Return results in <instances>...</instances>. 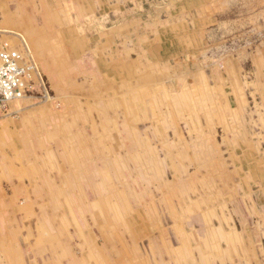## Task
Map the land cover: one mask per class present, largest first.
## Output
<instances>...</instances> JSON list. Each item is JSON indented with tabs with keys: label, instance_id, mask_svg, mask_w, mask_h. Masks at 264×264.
<instances>
[{
	"label": "crops",
	"instance_id": "1",
	"mask_svg": "<svg viewBox=\"0 0 264 264\" xmlns=\"http://www.w3.org/2000/svg\"><path fill=\"white\" fill-rule=\"evenodd\" d=\"M45 1L0 0V46L5 43L8 45L11 41L10 36L15 29L13 19L39 17L37 13H30L28 7L34 8ZM47 1L52 2L54 10L56 6L61 8L63 3H71L74 8L71 5L70 8L76 11L74 17L77 19L96 16L99 20H105L109 17V21L117 20V25L123 26L117 34L118 41L123 43L121 58H117L116 62H107L106 58L99 60V64L104 65L99 80L101 91L110 89L123 99L120 101L124 107L123 113H136L138 120L144 123L150 121L151 127L147 126L145 132H151L153 136L158 134V126L148 115L178 114L183 116V120L185 118V129L182 124L179 126V122H174L159 132V141L167 154L164 160L156 158L155 162L160 169L165 163V167L178 171L175 163L177 157L182 159L186 171L189 170L186 161L195 163V173L188 184L195 185L196 194L202 196V199L192 204L189 195L180 207L174 205L167 200L173 197V185L172 182L166 183V180L165 184L170 187L165 188L163 195L169 190L166 194L168 196L164 198L173 205L179 220L173 229L175 238L200 241H197V245L181 242L184 251L180 255L176 254L172 246H166L169 257L173 259L175 256L179 262L189 257L193 264H210L211 258L205 250L213 248L210 245L211 239L230 238L232 246L226 250L220 245V256L216 264H264V0ZM69 28L66 34L76 39L79 30L73 26ZM255 37H259V41L253 44L252 38ZM243 39L246 42L244 46L235 45L234 49L226 47L229 44L227 41L236 43ZM147 56L151 58L150 61ZM157 69L164 72L158 78L154 74ZM158 81L168 86L157 87L158 84L154 83ZM52 86L57 88L55 84ZM79 88L84 90L81 86ZM60 91L53 99L58 104L61 102L58 99ZM39 94V99L49 97L47 92ZM22 102L24 100L11 104V109L21 106ZM104 107L102 102L91 106L83 114H74L70 125L60 124L59 127L50 121V116L54 115L52 104L47 107L45 116L34 117L31 110L32 117L24 114L22 118L23 122H28V126L24 135H18L20 144L16 143L10 148L5 147L15 134L13 129L8 128L7 122L3 125L1 133L8 139L0 141V212H8L14 205L17 209L26 202L20 209L27 213L31 210L28 196L34 194L39 199H45L49 193L51 197L46 198L50 199L49 210L55 213L68 207L72 210L69 199L66 202L70 205L65 207L58 202V197L64 194L68 176H72L71 181L77 177L70 172L66 176L65 170H61L54 159L52 152L56 143L63 149L67 162L73 166L78 161L76 153L93 157V146L99 148L100 152L97 153L102 158L103 148L109 152L115 149L117 155L110 170L105 171L100 166L90 170L88 168L86 176H100L105 181L107 173L111 171L120 175L119 172L126 167L132 155L122 154L121 158L118 154L117 148L125 149V142L117 143V147L116 144L104 142L112 136L110 122L102 118L99 124L93 118L96 113H105ZM64 113H60V120L64 119ZM86 123L94 132L93 140L84 129ZM69 126L77 128L74 144L66 130ZM100 126L108 129L103 132L104 128L99 129ZM169 130L173 132L172 136ZM140 131L133 130L129 138L134 140V160L144 162L137 148L140 150L143 143L146 144L145 138L149 139V136L146 137ZM194 147H198V151L190 156L188 148L191 150ZM146 161L150 162V159ZM59 170L61 174L56 175ZM63 177L65 182L61 184ZM3 181L10 184V194L2 188ZM103 181L101 184L90 181L87 186L98 191L103 189ZM68 186L73 185L68 183ZM179 194L184 195L183 192ZM100 205L95 204L94 208H98L95 211H99L100 217L104 218L107 216L106 209ZM137 215L140 218L143 216L140 211ZM7 218L8 223L12 224L8 215L0 214L3 228L7 226ZM46 221L42 214V229L49 226ZM152 223L148 226V236H155L153 233L158 232L155 238H166L169 234L166 226ZM101 224L103 236L114 238L111 240L113 247L117 252L120 251L123 242L118 236L110 237V222L103 220ZM0 232L4 237L18 233L11 229L7 233L2 229ZM233 240L236 242L233 243ZM164 243L166 245V240Z\"/></svg>",
	"mask_w": 264,
	"mask_h": 264
},
{
	"label": "rangeland",
	"instance_id": "2",
	"mask_svg": "<svg viewBox=\"0 0 264 264\" xmlns=\"http://www.w3.org/2000/svg\"><path fill=\"white\" fill-rule=\"evenodd\" d=\"M70 5L74 8L71 3H63L61 8L56 6L54 10L52 2L46 0L45 3H39L34 7L35 12H32L34 8L28 7L30 13H37L39 17L13 19L15 29L10 36L11 41L8 45L10 49L20 51L28 60L33 61L37 71L42 76L43 84L37 89L35 95L22 99L21 101L24 100V102L21 106L17 105L15 109H11V104L20 103L14 101L6 108L0 109V141L4 142L8 139L4 133H1L3 125L7 122L6 125L9 129H13L15 135L8 140V145L6 144L5 148H10L16 143L20 144L18 135H24L28 126V122H23L22 118L24 114L32 117L30 115L31 110L34 117L45 116L47 107L52 104L51 111L54 115L50 116V121L59 127L60 124L70 125L73 122L74 114H83L84 110H88L89 107L97 104L100 105L102 102L103 107L105 106L103 108L105 113H96L93 118L99 124L102 118L110 122L109 129L112 136L104 142L109 145L116 144V147L117 143L122 144L125 142L126 148H117L118 154L122 158V154L127 156L131 153L132 159L119 172L120 175H116L114 171H111V173H107V180L103 181L100 176L97 178L87 177L86 174L88 173L86 171L88 168L89 170L91 168L96 169L97 166L103 167L105 171L110 170L117 155L115 149L109 152V150L103 148L102 158L97 153L99 148L93 146V157L90 155L89 157L80 156L79 153H76L78 161L73 166L63 156V149L57 146V143L54 144L52 154L61 170H65L66 176L70 172L71 175L77 177L71 181L72 176H68L64 194L58 197V202L64 204L65 207L70 205L66 202L69 199L72 202V210L68 206V209L64 208L56 213L49 210L50 199H46L51 197L49 193L45 196V199H39L34 194L28 196L31 210L27 213L20 209L25 206V201L21 205L22 207L19 205L15 209L16 205H14L13 209H9L8 212L1 211L0 214L9 216L12 224L8 223L7 218V226L3 228L0 219V230L2 229L3 232L7 233L11 229L18 231V233L15 236L4 237L0 232V264H110V262L112 264H193V260L189 257L187 260L182 259V262H179L175 256L173 259L169 257L166 246H172L176 254L180 255L184 251L181 242H191V245H197V241L200 240L193 239L194 242H192L189 238H175L176 235H174L173 229L179 220L176 211L173 210V205L164 198L168 196L166 194L169 190L165 195H163V192L165 188L170 187L165 184V180L166 183L172 182L173 197L167 200L180 207L181 202L191 195L193 200L191 203L196 204L197 200L202 199V196H197L195 185L188 184L193 173H195L196 165L194 162L186 161L189 166V170L186 171L182 159L177 157L175 163L179 168L178 171L165 167V163L161 165L162 169H160V166H157L155 162L156 158L164 160L167 154L159 141V132L164 131L163 129L169 123L173 124L174 122H179V126L182 124L185 129V124H187L185 118L183 120V116L178 114H174V116L167 114L148 115L158 126V134L153 136L151 132H145L147 126L151 127L150 121L144 123L138 120L139 116L136 113H123L124 107L122 104L120 105V101L122 102L123 99L116 96L110 89L101 91L102 86L99 81L103 71L102 66H104L99 64L100 58H106L107 62H116L117 58H121L120 53L123 51V43L118 41L117 34L123 26L121 24L117 25V20L109 21V17L105 20H99L96 16L77 19L74 17L76 11L72 10ZM69 26L79 30L80 33L76 34V39L74 36L70 37L69 34H66L65 31L70 29ZM258 41L259 37L252 38L253 44ZM227 43L229 44L226 47L232 49L235 45L244 46L246 44L244 39L236 43L235 41H227ZM8 45L7 43L3 44L0 46V50L8 48ZM150 59L148 57L149 61ZM144 62L145 60L142 64ZM162 73L159 69L154 71L156 78L161 76ZM54 84L57 86L56 89L52 86ZM156 84H158L157 87L168 86L167 83L162 81L155 82L154 85ZM79 86L84 90L81 91ZM86 89H89V91L87 92ZM59 91L61 93L58 99L61 102L58 104L53 99ZM40 92H47L49 94L48 99H39ZM37 99L39 100L37 101ZM169 99L173 101L172 98ZM62 111L65 112L64 119L60 120ZM91 117L89 120H91ZM102 121L104 122V120ZM89 126V123H86L84 129L88 131L93 140L94 132ZM49 128L53 127L50 126ZM103 128L102 126L99 127L104 132L107 127L104 126ZM76 129L72 126L66 129L73 144L74 138H76ZM138 129H141L140 132L145 134L146 137L149 136V139L145 138L147 145L143 143L140 150L137 148L144 162L134 160L135 157L132 154L134 140L129 138L132 131ZM169 132L172 136L173 132L171 130ZM185 137L189 140L187 135ZM194 140L197 141V139ZM193 143L195 145V142ZM102 146H104L103 141ZM68 147L69 145L66 148ZM7 151L10 152V149H7ZM154 151L155 155L153 154ZM196 151H198V147L191 150L188 148L187 153L191 156ZM102 159L103 161H101ZM147 159H150V162H147ZM129 171H133V173ZM59 174H61L60 170L56 175ZM160 177L163 180H160ZM64 178L61 179V184L65 182ZM90 181L97 183L103 181V189L94 191L87 186V182ZM68 183L73 186H68ZM3 187L6 193L10 194L12 192L10 184L6 181H3ZM30 190H32L31 187ZM180 192H183L184 195L179 196ZM95 204L103 205L102 207L107 212L106 217H100L99 211H95V209H98L94 208ZM138 211L142 212L143 216L141 218L137 215ZM42 214L43 217H46V222L49 223L46 229H42L40 225ZM103 220L110 222L108 230L110 237L118 236L124 243H122V247L120 246V251L117 252L113 247L111 240H114V238H105L101 233L100 226ZM152 222L162 223L163 226H166V230H169L166 238H155L158 232L153 233L156 236H148L150 230L148 226L153 224ZM144 224L146 225L143 226ZM164 240H166V245ZM211 240L212 250L209 248L205 250L203 241L201 245L211 258L210 264H216L220 256V245L224 246L226 250L230 249L232 245L230 238L224 240L222 238H212ZM235 242L236 240H233V243Z\"/></svg>",
	"mask_w": 264,
	"mask_h": 264
},
{
	"label": "built area",
	"instance_id": "3",
	"mask_svg": "<svg viewBox=\"0 0 264 264\" xmlns=\"http://www.w3.org/2000/svg\"><path fill=\"white\" fill-rule=\"evenodd\" d=\"M42 84V76L33 61L18 50H0V109L12 101L35 95Z\"/></svg>",
	"mask_w": 264,
	"mask_h": 264
},
{
	"label": "bare ground",
	"instance_id": "4",
	"mask_svg": "<svg viewBox=\"0 0 264 264\" xmlns=\"http://www.w3.org/2000/svg\"><path fill=\"white\" fill-rule=\"evenodd\" d=\"M195 2V1H194ZM220 64H222V63H220ZM121 69V68H120ZM135 69V68H134ZM126 73H127V71H126ZM21 100L22 99H18V100H16V101H19V102H21ZM12 102H14V101H12ZM251 146H252V144H251ZM250 147V146H249ZM103 206V205H102ZM68 209V208H67ZM66 212V211H65ZM107 213V212H106ZM76 219V218H75ZM75 223H77V222H75ZM56 225V224H55ZM112 225V224H111ZM43 228V227H42ZM185 229V228H184ZM45 232V231H44ZM186 232V231H185ZM153 233V232H152ZM188 233V232H187ZM156 236V235H155ZM152 238V237H151ZM122 245V244H121ZM103 253V252H102ZM145 264V263H144ZM218 264V263H217Z\"/></svg>",
	"mask_w": 264,
	"mask_h": 264
}]
</instances>
